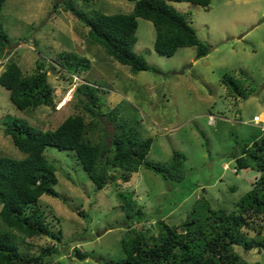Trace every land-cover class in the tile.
Wrapping results in <instances>:
<instances>
[{
	"label": "rangeland",
	"instance_id": "obj_1",
	"mask_svg": "<svg viewBox=\"0 0 264 264\" xmlns=\"http://www.w3.org/2000/svg\"><path fill=\"white\" fill-rule=\"evenodd\" d=\"M62 2H4L0 21L10 42L0 49V72L17 63L30 75L37 71L36 60H42L53 88L54 106L21 110L0 84V156L25 157L4 133L11 117L25 118L42 130L54 129L72 114H82L89 123L91 117L79 102L84 96L76 89L88 83L105 99L102 112L121 103V114L137 120L143 137L153 138L149 161L168 163L173 150L182 152L186 157L184 178L168 181L140 166L129 173L128 181H110L97 188L73 150L46 146L44 155L56 167L54 188L63 199L43 194L36 206L54 236L26 238L19 243L20 250L36 255L47 246H57L60 253L51 264H103L100 261L123 258L121 240L127 236L128 225L118 191L130 192L136 200L143 217L131 225L145 230L149 239L157 234L161 221L180 224L201 197L213 208L236 210V201L260 175L250 166L237 169L233 154L262 135L252 119L264 111V0H211L208 8L168 2L178 11L188 12L198 37L210 45L208 53L200 57H196L195 47H181L172 56L159 55L153 46V24L138 18L134 50L159 72H132L106 55L90 42L88 28L65 11ZM76 2L84 10L104 13H129L133 7L128 0ZM237 15H244L247 24L229 27L227 21ZM60 52L88 58L90 68L71 75L59 65ZM188 64L190 67L177 73ZM227 74L236 79L238 91L222 83ZM112 131V124L100 116L88 127L86 137L92 143L109 141ZM72 208L85 211L87 217ZM4 230L9 228L0 221V231ZM257 230L264 236V215L243 227L248 236ZM236 250L243 260L264 264V249ZM78 252L85 258L79 259Z\"/></svg>",
	"mask_w": 264,
	"mask_h": 264
},
{
	"label": "trees",
	"instance_id": "obj_2",
	"mask_svg": "<svg viewBox=\"0 0 264 264\" xmlns=\"http://www.w3.org/2000/svg\"><path fill=\"white\" fill-rule=\"evenodd\" d=\"M6 0H0V12ZM76 1L63 0V9L70 12L88 28L91 43L102 48L113 60L127 65L132 72L160 70L150 65L144 56L134 50L137 41L138 18L149 20L155 28L154 50L163 56H172L181 47H195L196 57L208 53L210 45L202 41L190 24L188 12L178 11L168 2H189L204 8L211 0H128L133 2L129 13H104L97 9L84 10ZM8 34L0 21V49L9 45ZM59 65L71 75H80L90 68L86 57L59 53ZM37 71L25 75L17 63L7 65L0 72V84L9 91L10 100L21 110L37 106H54L53 88L47 80L45 64L36 60ZM226 74V73H225ZM222 83L238 91L233 75H224ZM84 98H79L82 108L91 117L86 122L82 114L68 115L54 129L42 130L25 118L11 117L4 126V133L25 154L23 158L0 156V221L9 230L0 231V264H51L60 253L57 246H47L36 255L23 253L19 243L38 235L54 236L44 221L43 211L36 206L43 194L63 199L55 190L56 167L44 155L46 146L73 150L89 178L97 188L110 181L129 180V173L143 166L168 181L184 178L185 155L172 151L168 163L147 159L153 138L143 137L137 120L121 114V103L101 111L105 99L96 87L85 83L76 87ZM244 96V95H243ZM245 97V96H244ZM100 116L112 124L109 141L92 143L87 137L88 127ZM236 168L253 167L260 172L251 188L236 201V210L226 212L213 208L207 200L199 198L186 218L178 225L161 221L156 235L151 239L145 230L132 227L143 217L141 208L130 192L116 193L119 206L128 225L127 236L121 240L124 257L100 261L103 264H259L247 262L236 250L264 249V236H248V227L257 216L264 215V136L250 145L244 144L240 153L233 154ZM118 171L120 173H118ZM28 208H30L28 210ZM86 218L83 210L72 208ZM79 259L85 255L77 253Z\"/></svg>",
	"mask_w": 264,
	"mask_h": 264
},
{
	"label": "crops",
	"instance_id": "obj_3",
	"mask_svg": "<svg viewBox=\"0 0 264 264\" xmlns=\"http://www.w3.org/2000/svg\"><path fill=\"white\" fill-rule=\"evenodd\" d=\"M249 1H251V0H244V3H247V2H249ZM187 3H189V2H187ZM262 5L264 6V2H263ZM250 18H251V16H250ZM227 22H228V24H229V25H228L229 27L232 26V25H230V24H233V25L238 24L239 26L247 24V21H246V19L244 18V15H243V18H242L241 15H237L235 18H230ZM248 23H249V22H248ZM249 24H250V23H249Z\"/></svg>",
	"mask_w": 264,
	"mask_h": 264
},
{
	"label": "built area",
	"instance_id": "obj_4",
	"mask_svg": "<svg viewBox=\"0 0 264 264\" xmlns=\"http://www.w3.org/2000/svg\"><path fill=\"white\" fill-rule=\"evenodd\" d=\"M252 121L254 125L259 127L260 131L264 134V112L261 115H255Z\"/></svg>",
	"mask_w": 264,
	"mask_h": 264
},
{
	"label": "water",
	"instance_id": "obj_5",
	"mask_svg": "<svg viewBox=\"0 0 264 264\" xmlns=\"http://www.w3.org/2000/svg\"><path fill=\"white\" fill-rule=\"evenodd\" d=\"M190 67V64L185 65L184 67H182V69L180 71H177V73H182L184 71L185 68Z\"/></svg>",
	"mask_w": 264,
	"mask_h": 264
},
{
	"label": "clouds",
	"instance_id": "obj_6",
	"mask_svg": "<svg viewBox=\"0 0 264 264\" xmlns=\"http://www.w3.org/2000/svg\"><path fill=\"white\" fill-rule=\"evenodd\" d=\"M264 112V111H263ZM211 119H212V117H211ZM252 123H253V121H252ZM254 124V123H253ZM256 126V125H255ZM259 128V127H258ZM260 130V129H259ZM262 133V132H261ZM261 136H264V134L262 133V135Z\"/></svg>",
	"mask_w": 264,
	"mask_h": 264
}]
</instances>
